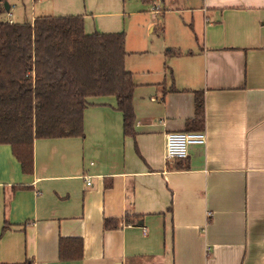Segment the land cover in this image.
I'll use <instances>...</instances> for the list:
<instances>
[{
  "label": "crops",
  "instance_id": "1",
  "mask_svg": "<svg viewBox=\"0 0 264 264\" xmlns=\"http://www.w3.org/2000/svg\"><path fill=\"white\" fill-rule=\"evenodd\" d=\"M152 5L161 12L151 8L135 45L118 4L56 15L83 16L87 33H125L134 134L103 96L89 100L83 136L34 141L30 174L0 144V264H264V0ZM175 13L185 17L158 23ZM184 130L205 131L206 144L168 163L166 137Z\"/></svg>",
  "mask_w": 264,
  "mask_h": 264
},
{
  "label": "trees",
  "instance_id": "2",
  "mask_svg": "<svg viewBox=\"0 0 264 264\" xmlns=\"http://www.w3.org/2000/svg\"><path fill=\"white\" fill-rule=\"evenodd\" d=\"M125 43L123 31L87 33L81 15H39L32 23L0 20V144L11 146L25 174L34 170L36 139L83 136L91 98L115 97L124 132L134 134L136 86L125 69ZM196 100L201 127L199 92ZM104 227L116 228L118 222L107 219Z\"/></svg>",
  "mask_w": 264,
  "mask_h": 264
},
{
  "label": "rangeland",
  "instance_id": "3",
  "mask_svg": "<svg viewBox=\"0 0 264 264\" xmlns=\"http://www.w3.org/2000/svg\"><path fill=\"white\" fill-rule=\"evenodd\" d=\"M12 8L11 12L12 18L17 19L19 21L28 20L31 16L38 15H63L69 11H79L84 7V2L87 1L88 11H95L96 14H108L114 12L115 6H118L121 9L123 14L120 17L121 28L125 30L126 34L128 33L130 43L135 45L138 42L139 35L141 30H145L149 22H154L150 20V10L154 6L152 5V1L150 4H143L141 0H7ZM160 1V0H154ZM162 8L164 5L161 3ZM3 7V2H0V8ZM6 18L9 19L8 11H5ZM183 16L185 14H168L166 18L163 19L162 16H158V23L160 25H164L165 27L173 26L174 23L180 22L183 20ZM4 17V18H5ZM102 18H99L101 20ZM156 21V20H155ZM161 28V26H160ZM158 27V29H160ZM160 32H151L148 34L149 40L152 45H156V43H161L162 40L159 35Z\"/></svg>",
  "mask_w": 264,
  "mask_h": 264
},
{
  "label": "built area",
  "instance_id": "4",
  "mask_svg": "<svg viewBox=\"0 0 264 264\" xmlns=\"http://www.w3.org/2000/svg\"><path fill=\"white\" fill-rule=\"evenodd\" d=\"M152 11L155 13L161 12L160 7L153 6ZM9 22L12 23V14L8 12ZM207 141V134L203 130L199 131H176L168 133L166 137V161L174 162L184 160L188 157L190 147L205 145ZM92 182L87 180V185L90 186ZM146 231V229H144Z\"/></svg>",
  "mask_w": 264,
  "mask_h": 264
},
{
  "label": "water",
  "instance_id": "5",
  "mask_svg": "<svg viewBox=\"0 0 264 264\" xmlns=\"http://www.w3.org/2000/svg\"><path fill=\"white\" fill-rule=\"evenodd\" d=\"M0 2H3V8H4V10L9 11V9H10L9 2L7 0H0Z\"/></svg>",
  "mask_w": 264,
  "mask_h": 264
}]
</instances>
